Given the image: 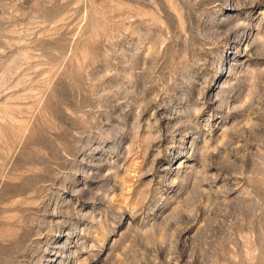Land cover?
<instances>
[{"label": "rangeland", "instance_id": "obj_1", "mask_svg": "<svg viewBox=\"0 0 264 264\" xmlns=\"http://www.w3.org/2000/svg\"><path fill=\"white\" fill-rule=\"evenodd\" d=\"M0 264H264V0H0Z\"/></svg>", "mask_w": 264, "mask_h": 264}]
</instances>
